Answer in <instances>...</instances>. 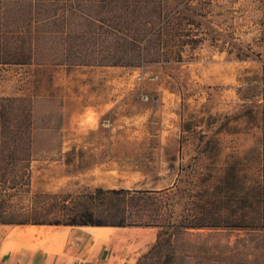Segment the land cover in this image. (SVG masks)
I'll list each match as a JSON object with an SVG mask.
<instances>
[{"label": "rangeland", "instance_id": "1", "mask_svg": "<svg viewBox=\"0 0 264 264\" xmlns=\"http://www.w3.org/2000/svg\"><path fill=\"white\" fill-rule=\"evenodd\" d=\"M201 21L207 34L197 48L139 67L61 64L62 45L48 38L33 43L31 62H0V96L31 98L35 115L30 191L0 194V207L31 222L0 223V264L23 263L16 241L31 236L17 233L33 226L48 230L87 210L117 221V198L89 197L97 188L150 191L124 203L127 222L159 227L163 255L145 264L167 256L174 264H264V240L245 229L186 226L213 221L211 194L229 173L228 223L260 208L264 0H213Z\"/></svg>", "mask_w": 264, "mask_h": 264}, {"label": "trees", "instance_id": "2", "mask_svg": "<svg viewBox=\"0 0 264 264\" xmlns=\"http://www.w3.org/2000/svg\"><path fill=\"white\" fill-rule=\"evenodd\" d=\"M212 3L213 0H184L175 4L167 0H0V62L19 65L31 62L36 55L33 43L44 38L62 45L61 64L70 66L139 67L182 58L186 48L195 49L204 41L207 31L201 18L209 15ZM9 43L20 45L1 46ZM34 116L31 98L0 96V194L4 196H12L10 190L15 195L30 191ZM262 172L258 182L260 208L254 215L248 211L243 223L227 221L223 204L231 187L230 179H235L229 173L228 177L217 178V190L211 194L212 203L217 206L211 211L213 221L186 226L240 227L249 236L264 240V163ZM147 194L150 191L97 188L88 196H115L118 200L115 213L119 219L112 222L92 219L91 211L87 210L83 219L65 224L153 225L129 223L126 219L127 200H143ZM19 214L17 210L0 207V223L31 222L16 219ZM144 260L148 259L142 257L136 264H145Z\"/></svg>", "mask_w": 264, "mask_h": 264}, {"label": "crops", "instance_id": "3", "mask_svg": "<svg viewBox=\"0 0 264 264\" xmlns=\"http://www.w3.org/2000/svg\"><path fill=\"white\" fill-rule=\"evenodd\" d=\"M89 227L111 230L98 236L85 230ZM159 232V227L154 225L54 224L48 230L33 226L27 232L17 233L31 237H16L22 239L16 244L23 246L15 249V258L22 260V264H136L142 257L153 259L163 255L159 249ZM36 233L45 235L33 237ZM168 257L166 264H174L176 257Z\"/></svg>", "mask_w": 264, "mask_h": 264}, {"label": "bare ground", "instance_id": "4", "mask_svg": "<svg viewBox=\"0 0 264 264\" xmlns=\"http://www.w3.org/2000/svg\"><path fill=\"white\" fill-rule=\"evenodd\" d=\"M86 231H91L95 235H107L111 230L110 228H102V227H89L85 229ZM37 231V230H36ZM25 232V231H24ZM31 233V232H30ZM32 234V233H31ZM34 234V232H33Z\"/></svg>", "mask_w": 264, "mask_h": 264}]
</instances>
